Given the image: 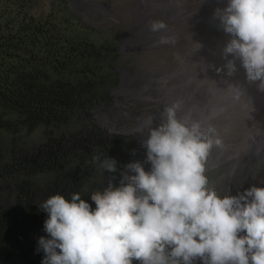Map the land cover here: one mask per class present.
Here are the masks:
<instances>
[{"label": "clouds", "instance_id": "9594fccd", "mask_svg": "<svg viewBox=\"0 0 264 264\" xmlns=\"http://www.w3.org/2000/svg\"><path fill=\"white\" fill-rule=\"evenodd\" d=\"M214 18L231 39L222 51L226 63L209 67L231 77L240 60L246 79L259 81L264 91V0H228ZM167 28L163 20L149 23L153 33ZM174 42L167 36L158 41ZM230 87L240 94L239 87ZM181 107L179 100L166 105L159 126L150 116L137 129L142 135L147 129L145 159L124 166L119 186L109 180L92 192L94 209L79 192L70 199L55 194L39 205L48 216L47 237L38 239L41 264H264V186L221 197L210 186L207 162L223 141L190 112L178 116ZM91 162L117 171L109 156L94 155Z\"/></svg>", "mask_w": 264, "mask_h": 264}, {"label": "trees", "instance_id": "16d2710c", "mask_svg": "<svg viewBox=\"0 0 264 264\" xmlns=\"http://www.w3.org/2000/svg\"><path fill=\"white\" fill-rule=\"evenodd\" d=\"M36 1L0 0V131L10 135L0 142V264H41L48 216L39 205L50 196L79 192L95 208L91 193L107 184L96 180L94 155L117 169L131 159L119 149L126 138L96 118L113 107L114 49L81 39L70 7L36 15ZM39 127L38 145L16 141Z\"/></svg>", "mask_w": 264, "mask_h": 264}, {"label": "rangeland", "instance_id": "374dc122", "mask_svg": "<svg viewBox=\"0 0 264 264\" xmlns=\"http://www.w3.org/2000/svg\"><path fill=\"white\" fill-rule=\"evenodd\" d=\"M142 1L146 0H37L33 12H59L68 6L79 20L81 39L114 49L118 81L112 89L113 107L96 118L130 143L119 148L131 158L128 163L146 157L141 142L147 129L143 135L137 129L150 116L153 127L159 126L163 108L179 100L178 116L190 112L193 119L211 124L223 141L222 147L213 148L207 162L210 186L221 197L254 184L264 186V91L258 88L259 81L246 79L241 62L231 77L209 67L226 63L222 51L231 36L214 18L215 9L223 8L217 4L225 0H151L148 9ZM153 20L165 21L167 30L150 32ZM161 36L173 37L175 42L159 44ZM230 85L239 87L240 94ZM45 134L46 129L39 127L23 132L16 141L36 146ZM9 140L10 135L0 131V142ZM124 166L115 173L99 169L96 180L103 184L111 180L119 186ZM52 177L46 174L37 179L42 182Z\"/></svg>", "mask_w": 264, "mask_h": 264}, {"label": "bare ground", "instance_id": "6f19581e", "mask_svg": "<svg viewBox=\"0 0 264 264\" xmlns=\"http://www.w3.org/2000/svg\"><path fill=\"white\" fill-rule=\"evenodd\" d=\"M137 1H140V0H137ZM142 3V5H143V7L145 8V9H148L152 4H153V2L151 1V0H146V1H142L141 2ZM227 4H228V0H225L223 3H219V4H217V6L218 7H226L227 6ZM236 63H238V64H240V60L239 61H236ZM241 65V64H240ZM253 159H252V163L254 162V160H255V158H256V155H255V153H253V155L251 156Z\"/></svg>", "mask_w": 264, "mask_h": 264}]
</instances>
